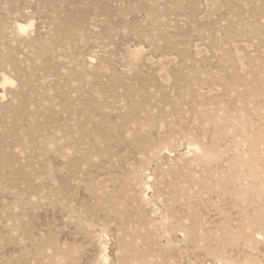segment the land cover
Segmentation results:
<instances>
[{
    "label": "rangeland",
    "instance_id": "obj_1",
    "mask_svg": "<svg viewBox=\"0 0 264 264\" xmlns=\"http://www.w3.org/2000/svg\"><path fill=\"white\" fill-rule=\"evenodd\" d=\"M0 264H264V0H0Z\"/></svg>",
    "mask_w": 264,
    "mask_h": 264
},
{
    "label": "bare ground",
    "instance_id": "obj_2",
    "mask_svg": "<svg viewBox=\"0 0 264 264\" xmlns=\"http://www.w3.org/2000/svg\"><path fill=\"white\" fill-rule=\"evenodd\" d=\"M19 28H20V30H25V28L23 26H20ZM6 82H8V80H6Z\"/></svg>",
    "mask_w": 264,
    "mask_h": 264
}]
</instances>
